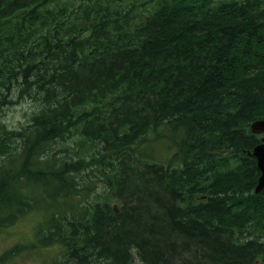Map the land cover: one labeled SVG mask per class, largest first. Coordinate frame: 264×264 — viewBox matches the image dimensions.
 <instances>
[{
    "label": "trees",
    "instance_id": "1",
    "mask_svg": "<svg viewBox=\"0 0 264 264\" xmlns=\"http://www.w3.org/2000/svg\"><path fill=\"white\" fill-rule=\"evenodd\" d=\"M27 98L0 232L36 200L57 264H264V0H0V109Z\"/></svg>",
    "mask_w": 264,
    "mask_h": 264
},
{
    "label": "rangeland",
    "instance_id": "2",
    "mask_svg": "<svg viewBox=\"0 0 264 264\" xmlns=\"http://www.w3.org/2000/svg\"><path fill=\"white\" fill-rule=\"evenodd\" d=\"M30 104V98H27L24 103L19 102L12 104L11 106L4 107L0 109V123L6 124L9 127H16L20 125L21 123H24L26 119L30 116L31 110L28 109L27 105ZM71 142V139L70 141ZM67 142V143H69ZM152 143V142H151ZM164 141H159L155 145L157 149L160 150V154L158 157V160H162L163 158H167L169 154H171V150L168 153L165 148ZM85 167L83 166L82 169ZM88 173H83L82 175H77V178L79 181H86L88 179ZM99 181L98 179H96ZM102 183H99L97 186L101 185ZM32 188H39V195L37 196L38 201H43L50 196L51 190H52V184H47V186L40 190V186L38 183H32L29 185ZM43 185H41L42 187ZM103 187V184H102ZM18 197L22 196V189H20L19 192H17ZM91 196H86L87 199L91 198ZM117 197L111 196V199H116ZM119 204V201H118ZM36 205V200L34 201L33 205L28 208L31 210L26 215L21 216L16 220V222L10 226L9 229L6 231L0 232V255H3L5 251L7 250H13L16 249L18 243L20 244H26L29 247H21L17 249V251L14 252L13 256L9 259H6L8 261H4L3 264H57L60 260L59 257V243L60 240H49L45 243H41V239H43L45 236H42L41 234H38V225L37 222L39 221L42 216L40 215V211L42 209H37V207L34 209V206ZM8 208V206L5 207V210ZM19 207H16V210H18ZM15 209L12 208L10 211H14ZM8 214V212L3 213V217H5ZM184 259L191 261L187 259L188 257L186 254L182 256ZM189 258V257H188ZM134 264H141L137 259H135Z\"/></svg>",
    "mask_w": 264,
    "mask_h": 264
},
{
    "label": "water",
    "instance_id": "3",
    "mask_svg": "<svg viewBox=\"0 0 264 264\" xmlns=\"http://www.w3.org/2000/svg\"><path fill=\"white\" fill-rule=\"evenodd\" d=\"M252 131L255 133L264 132V119H257L251 124ZM253 155L257 158L258 167L261 170L258 183L254 189V192H259L264 187V136L261 138V143L258 144V149L253 150Z\"/></svg>",
    "mask_w": 264,
    "mask_h": 264
},
{
    "label": "bare ground",
    "instance_id": "4",
    "mask_svg": "<svg viewBox=\"0 0 264 264\" xmlns=\"http://www.w3.org/2000/svg\"><path fill=\"white\" fill-rule=\"evenodd\" d=\"M256 120H257V119H256ZM256 120H254V121H256ZM254 121H252V122L250 123V130H251V131H252L251 124H252ZM252 132H253V131H252ZM253 133H255V132H253ZM257 134H259V133H257ZM260 143H261V139H260V142H259L258 144H260ZM258 144H256V145L253 147L252 151H247L248 154H250V155H252V156L255 157L257 167H258V164H257V158H256L255 155H253V150H257V149H258ZM258 169H259V171H260V173H259V176H260V175H261V170H260L259 167H258ZM259 176H258V178H257V183H258ZM257 183H256V185H257ZM256 185H255V187H256ZM255 187H254V189H255ZM263 188H264V187H263ZM263 188H262V189H263ZM262 189H261V190H262ZM261 190H260V191H261ZM260 191H259V192H260ZM259 192H257V193H259ZM255 193H256V192H255Z\"/></svg>",
    "mask_w": 264,
    "mask_h": 264
}]
</instances>
